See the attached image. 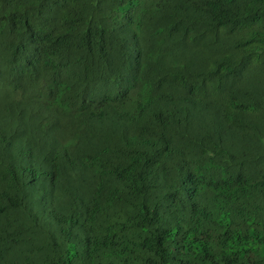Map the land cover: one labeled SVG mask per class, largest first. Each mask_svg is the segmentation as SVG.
<instances>
[{
	"label": "trees",
	"instance_id": "obj_1",
	"mask_svg": "<svg viewBox=\"0 0 264 264\" xmlns=\"http://www.w3.org/2000/svg\"><path fill=\"white\" fill-rule=\"evenodd\" d=\"M0 264H264V0H0Z\"/></svg>",
	"mask_w": 264,
	"mask_h": 264
}]
</instances>
